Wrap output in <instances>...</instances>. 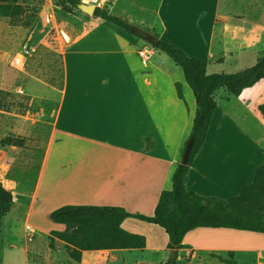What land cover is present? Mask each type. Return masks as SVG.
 <instances>
[{
  "label": "crops",
  "instance_id": "obj_1",
  "mask_svg": "<svg viewBox=\"0 0 264 264\" xmlns=\"http://www.w3.org/2000/svg\"><path fill=\"white\" fill-rule=\"evenodd\" d=\"M156 15L159 36L204 59L208 73L248 67L239 66L243 55L251 57V66L264 50V0H159ZM91 22L62 50V86L51 119H35L21 135V146L3 145L0 164L7 161L0 183L16 199L0 229L15 249L13 256L3 250V264L6 255L8 264H24L35 232L48 239L50 230H63V224H40L65 204L152 215L180 162L196 107L182 69L145 38L93 16ZM255 84L238 96L225 88L215 91L216 108L187 173L189 191L232 197L264 163V117L258 109L264 83L253 90ZM44 95L55 97L48 89ZM121 226L144 235L145 247L84 250L80 261L68 257L75 264H164L173 253L182 259L191 252L209 257L210 264H235L241 254L264 264L261 232L199 226L185 233L183 247L171 250L158 224L127 217Z\"/></svg>",
  "mask_w": 264,
  "mask_h": 264
},
{
  "label": "trees",
  "instance_id": "obj_2",
  "mask_svg": "<svg viewBox=\"0 0 264 264\" xmlns=\"http://www.w3.org/2000/svg\"><path fill=\"white\" fill-rule=\"evenodd\" d=\"M14 1L16 0H10ZM79 3L80 0L57 1L66 11H71V8L78 9ZM10 8L11 3H0V14L8 15ZM92 16L106 20L132 36L140 37L133 30V23L112 14L107 6H97ZM155 37V45L148 39L144 40L166 53L182 69L184 79L194 94V117L182 151L183 155L186 145L191 143L187 162H181V155L171 177V186L161 191L152 215L128 212L123 207L111 205L65 204L53 209L49 213V220L63 224L64 229L49 231L48 246L53 248L55 238L64 241L68 256L76 261H80L84 250L145 247L144 235L129 232L121 226L127 217L163 227L168 235L167 247L171 250L183 247L182 238L185 233L199 226L228 227L264 233V163L255 168L252 181L245 184L238 194L229 198L203 196L186 188L189 166L205 140L217 105L215 91L225 88L233 96H238L244 88L264 80V50L251 66L236 72L208 73L204 59L187 54L184 49L164 36ZM258 109L264 117V104H259ZM23 142L24 136L20 135H9L0 139L1 145L21 146ZM15 200L12 191L0 183V229L4 216L11 211ZM229 255L232 256L233 252L230 251ZM164 264H176V253Z\"/></svg>",
  "mask_w": 264,
  "mask_h": 264
},
{
  "label": "rangeland",
  "instance_id": "obj_3",
  "mask_svg": "<svg viewBox=\"0 0 264 264\" xmlns=\"http://www.w3.org/2000/svg\"><path fill=\"white\" fill-rule=\"evenodd\" d=\"M57 1L0 0V3H11L10 13L0 14V139L9 135H23L35 119H51L62 86V50L66 43L93 24L92 16L75 8L66 11ZM158 1L106 0L102 7L107 6L112 14L133 22L155 37L160 34L156 15ZM20 52H24L25 63L22 68H17L13 65V58ZM161 53L174 64L166 53ZM249 58L239 56V66H249ZM228 65L232 66L233 63L229 62ZM263 83L260 80L253 90ZM17 88H21L23 94L17 93ZM47 89L55 97L44 95ZM6 151L7 147L0 144L1 158ZM6 161L4 158L0 170H3ZM44 220L46 222L40 224L42 228L46 227L47 222L50 223L48 217ZM8 221L9 217L6 223ZM28 237H33V234L29 232ZM43 237L41 232H35L30 242L31 248L23 257L24 264H75L62 244L55 241L53 248H50L47 237ZM3 250L8 251L10 256L15 251L8 248L0 232V264H3ZM8 258L9 255H6V264ZM250 260L251 256L241 254L235 264H252ZM205 261L211 260L205 255L193 257L191 252H185L182 259H176V264H204Z\"/></svg>",
  "mask_w": 264,
  "mask_h": 264
},
{
  "label": "water",
  "instance_id": "obj_4",
  "mask_svg": "<svg viewBox=\"0 0 264 264\" xmlns=\"http://www.w3.org/2000/svg\"><path fill=\"white\" fill-rule=\"evenodd\" d=\"M96 8V5L94 3H84V2H80L78 5V9L84 13H86L87 15L92 16L94 13V10ZM139 36H141L142 38L148 39L149 41L152 42L153 45L156 44L157 42V38L154 36H151L148 32L144 31L141 28L138 27H134L133 29ZM190 148H191V143H188L186 145V148L183 152L182 155V159L181 162L183 164H185L187 162L188 156H189V152H190Z\"/></svg>",
  "mask_w": 264,
  "mask_h": 264
},
{
  "label": "built area",
  "instance_id": "obj_5",
  "mask_svg": "<svg viewBox=\"0 0 264 264\" xmlns=\"http://www.w3.org/2000/svg\"><path fill=\"white\" fill-rule=\"evenodd\" d=\"M84 3H94L96 5V7H102L106 0H81ZM25 63V56H24V52H20L17 53L14 58H13V65L17 68H22L24 66ZM17 93H22L23 94V90L21 88H17L15 90Z\"/></svg>",
  "mask_w": 264,
  "mask_h": 264
}]
</instances>
